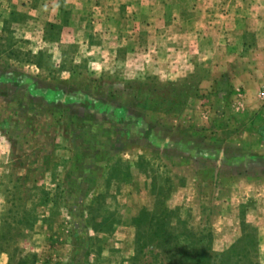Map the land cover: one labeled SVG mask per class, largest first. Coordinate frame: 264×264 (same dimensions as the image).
<instances>
[{"label":"rangeland","instance_id":"obj_1","mask_svg":"<svg viewBox=\"0 0 264 264\" xmlns=\"http://www.w3.org/2000/svg\"><path fill=\"white\" fill-rule=\"evenodd\" d=\"M189 232L264 264V0H0V264Z\"/></svg>","mask_w":264,"mask_h":264},{"label":"trees","instance_id":"obj_2","mask_svg":"<svg viewBox=\"0 0 264 264\" xmlns=\"http://www.w3.org/2000/svg\"><path fill=\"white\" fill-rule=\"evenodd\" d=\"M189 233V236L192 237L190 242L187 237H185V241L180 238L174 240L164 239V248L170 258L168 264H258L256 259L258 257L259 242L257 238L249 236L250 234L244 236L229 250L213 254L207 246L201 244L200 238L192 232ZM187 247L191 248V251L186 252ZM179 257H182L180 262L176 260ZM17 264H35V262L30 263L28 259H21Z\"/></svg>","mask_w":264,"mask_h":264}]
</instances>
